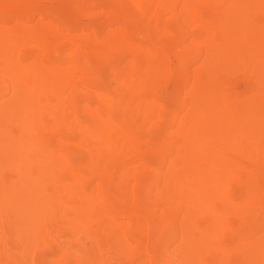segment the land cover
Listing matches in <instances>:
<instances>
[{
  "label": "bare ground",
  "instance_id": "1",
  "mask_svg": "<svg viewBox=\"0 0 264 264\" xmlns=\"http://www.w3.org/2000/svg\"><path fill=\"white\" fill-rule=\"evenodd\" d=\"M77 1L80 9H86L96 0ZM112 1L140 7L134 45L115 44L119 33L106 32L101 25H94L93 30L85 22L72 25L56 8L0 6V76L13 78L11 82L0 79V264H33L25 245L49 246L52 232L59 231L64 239L57 240L62 252L54 264H79L84 256L95 264H106L107 253L118 259L131 255L130 230L148 237V254L157 257L155 263L142 259L138 264L172 263L167 255L169 240L164 235L173 229L176 220L165 226L142 218L156 210L151 202L154 195L148 188L150 181L134 183L129 171L116 169L98 182L90 171L94 159H110L121 151L129 130L128 117L134 119L137 113L146 116L151 110L152 94H148L139 99L136 111L115 113L136 83L149 84L158 70L152 47L143 36L149 31L166 35L165 23L160 17L152 20L154 14L147 8L152 0ZM177 1L170 0V5ZM213 1L217 3V14L221 11V20L215 24L214 20L207 22L194 16L202 43L190 48L195 55L205 54L203 63L208 71L195 77L187 96H176L165 103L166 110L161 114L167 115L163 128L167 136L161 137L156 152L145 160V170L158 186L155 196L163 202V217L176 213L187 221L188 207L196 204L199 209H207L213 195L225 192V182L237 169V154L255 160L264 158L261 93L224 100L211 75V69L240 65L241 58L236 64L233 61L240 39L248 47L251 65L257 66L252 60L259 58L258 52L264 54V32L243 20L242 15L263 0ZM37 12L56 20V25L36 21ZM143 19L150 21L147 26ZM240 30H245L244 35ZM113 51L122 53L131 63L119 73L116 86H111L106 76L105 58ZM176 51L177 64L185 65L184 56L189 52L180 45ZM53 60L59 63L53 66ZM183 77L186 83L191 80L189 73ZM65 110L73 120L65 127L52 128L61 132L54 140L43 129L50 128L49 117ZM62 127L66 133L60 130ZM204 137L220 146L210 157L199 147L198 140ZM179 140L181 144H175ZM139 189L146 201L142 216L138 220L122 218L127 212L122 205ZM16 230L24 233L25 239L19 257L5 246L14 243L12 234ZM261 241L264 247V236ZM200 242L192 237L184 239L183 254H190L194 248L197 252ZM127 258L118 264H130Z\"/></svg>",
  "mask_w": 264,
  "mask_h": 264
},
{
  "label": "rangeland",
  "instance_id": "2",
  "mask_svg": "<svg viewBox=\"0 0 264 264\" xmlns=\"http://www.w3.org/2000/svg\"><path fill=\"white\" fill-rule=\"evenodd\" d=\"M189 1L178 0L177 3L170 5V0H152L147 5V8L154 14L152 20L155 17H160V21L165 23L163 27L166 32L165 36L158 35L156 31H149L147 35L143 36V40L152 47V53L157 60L155 66L158 70L149 84L136 83L135 87L126 95L125 104L119 105L114 110L115 113L126 112L129 114L134 112L137 110L139 99L152 94L149 99L151 110L146 116L137 113L134 119L128 117L130 124L127 129L129 130H127L126 142L121 151L113 154L109 157L110 159L103 157L93 160L90 171L93 178L98 182L102 178L112 175L116 169H123L130 172L134 183L150 181L148 185L150 192L154 196L157 193V183L151 179L150 173L145 170V160L148 154L156 152L158 149L156 146L161 143V137L166 138L167 136L166 131L163 130L166 126L167 115L162 116L161 112L166 110L164 105L173 97L187 96L186 92L192 90L195 77H202L208 71V65L205 66L203 63L206 59L205 54L195 55L190 51V48L192 50L198 48L199 43H202L196 31L198 24L194 16L207 22L214 20L215 24L221 20L218 16L221 11L217 14L215 1L192 0L190 6ZM77 3H79L77 0H0V6L5 7L11 5L15 8H24L33 5L35 7L56 8L72 25L85 22L91 25L90 30H93L94 25H101V27H105L106 32L116 31L119 33L120 37L115 44L125 47L135 44L139 26L135 20H139L140 7L130 6L126 2L122 4L112 0H96L92 6L80 9ZM242 11L244 13L245 9L243 8ZM38 12L36 21L43 20L45 24L52 22L56 25V20ZM175 16H180V18L178 20L173 19ZM242 17L245 21L249 20V23L259 31L264 32V28H261L264 26V0L258 1ZM149 22L148 19H143L144 26H147ZM244 32L245 30H240L242 35ZM244 44L240 39L239 48L233 52L234 63L236 64L237 60L241 58L240 65H233L226 69L221 67L211 69L215 89L219 91L220 96H224V100L235 101L241 96L251 97L258 92L264 99V54L258 52L259 58L252 60V62L256 61L257 66H252L250 58L247 57L248 47ZM178 45L185 47L189 52L184 56L185 65L183 66L177 64L176 55L179 50H176ZM106 57L107 80L111 86H116L119 73H122L131 63H128L124 59V55L118 51H113ZM159 59L165 60V62L159 63ZM53 61V66L59 63ZM257 69L259 70L258 77L255 75ZM186 73H189L191 77L188 83L183 77ZM0 79H3V82L13 80L12 77H7L4 74L2 77L0 76ZM259 88L261 89L259 90ZM72 120L73 117L67 110L61 114L60 112L59 114L55 113L49 117L50 128L43 129V131L48 137L58 140L61 132L52 128L58 125L59 128L61 125L65 127ZM64 127L60 130L66 133L67 130ZM14 129L16 128L14 127ZM198 142L199 147H202L204 151V155L210 157L219 151L217 149L220 146L215 145L210 137L199 139ZM175 144L180 145L181 141L179 140ZM236 157L239 159L237 169H234V174L225 182V192L219 196L213 195L209 200L210 206L207 209H199L196 204L191 209L188 207L187 221L182 216L174 215L176 213H172L168 217L161 216L160 210L163 202L157 200V196H153L151 201L156 210L154 212L148 211L142 216L146 201L140 189L131 195L129 194L126 204L122 205L127 210L122 218L138 220L142 216V218L148 219L147 221L152 219L156 223L165 224V226L169 225L168 222L176 220L173 229H169L164 235L169 240L167 255L169 261L172 262L171 264H264V247L263 241H261L264 236V158L262 157L263 160L261 158L255 160L252 157L250 159L246 154H237ZM29 169L36 171L35 166H30ZM68 169L69 167H64V170L67 171ZM186 222L190 225L185 233L188 225ZM23 234L16 230L12 234L14 243L5 245L9 247L7 250L13 251L14 256L19 257L20 246L25 243ZM63 234L62 231L52 232L49 246L25 245L26 255L34 262L33 264H54L62 252L57 240L64 239ZM129 234L133 240L131 255L128 258L127 256H120L118 259L114 254L107 253L106 258L109 261L106 259V264H118L126 258L130 264H138L142 259H150L151 262L155 263L157 257L148 254L146 247L145 242L148 237L142 236L141 231L130 230ZM190 237L200 240L202 245L197 252L194 248L190 254L184 255L181 245L184 239ZM78 261L79 264H95V261L86 256L79 258Z\"/></svg>",
  "mask_w": 264,
  "mask_h": 264
}]
</instances>
